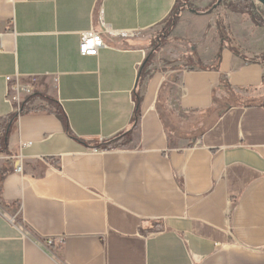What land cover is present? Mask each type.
<instances>
[{"label": "crops", "instance_id": "0c3cea01", "mask_svg": "<svg viewBox=\"0 0 264 264\" xmlns=\"http://www.w3.org/2000/svg\"><path fill=\"white\" fill-rule=\"evenodd\" d=\"M175 1L0 0V264H264V29L186 9L146 64Z\"/></svg>", "mask_w": 264, "mask_h": 264}, {"label": "trees", "instance_id": "16d2710c", "mask_svg": "<svg viewBox=\"0 0 264 264\" xmlns=\"http://www.w3.org/2000/svg\"><path fill=\"white\" fill-rule=\"evenodd\" d=\"M215 5H217L215 8H213ZM220 7H223L225 11H229L232 13H241V14H247L250 16L252 22L259 27L264 28V8H262L261 11H258L256 7L254 6V3L252 0H231L228 2V0H214L213 5L211 8L207 10H196L191 5H189L185 0H176L174 7L166 21V34L165 38L169 35V33L172 31V29L177 24L180 15L183 10H192L195 12V14H207L210 12H216L217 9ZM218 27L220 28L219 34L221 38L226 41L227 40V27L225 26L224 20H217ZM159 48V47H158ZM158 48L154 49V51H157ZM233 52L240 57L244 58L242 55H240L235 49ZM149 62V57L146 61V64ZM34 96H41V95H34ZM42 98H45L46 100H49L47 97L41 96ZM12 118L0 120V154H7V138H8V128L11 123ZM130 132L125 134V137H128ZM114 142L107 143L104 145V149H108L112 146ZM128 144V143H127ZM126 144V145H127Z\"/></svg>", "mask_w": 264, "mask_h": 264}, {"label": "built area", "instance_id": "2783aa9c", "mask_svg": "<svg viewBox=\"0 0 264 264\" xmlns=\"http://www.w3.org/2000/svg\"><path fill=\"white\" fill-rule=\"evenodd\" d=\"M127 34L128 33L126 32L117 33V35L119 36H125ZM105 47L106 45L103 42L102 35L98 32H95L93 29H91L81 35L80 42L78 45V53L82 57H96L99 51ZM6 81L9 82L10 78H6ZM20 93H23L24 95L29 96L33 93V88L32 86H28L22 89H20L19 87H16L14 94L12 95L8 94L6 96V100L8 102L9 101L19 102ZM92 151L97 152L98 149H92ZM15 172L17 174L22 173V166H21L20 161H18V164L15 167ZM11 223H14V221L12 220ZM48 242L51 243V240H49Z\"/></svg>", "mask_w": 264, "mask_h": 264}, {"label": "rangeland", "instance_id": "374dc122", "mask_svg": "<svg viewBox=\"0 0 264 264\" xmlns=\"http://www.w3.org/2000/svg\"><path fill=\"white\" fill-rule=\"evenodd\" d=\"M187 3H188V1L187 0H185ZM229 1H231V0H228V2ZM214 3V2H213ZM253 3H254V6L256 7V9L258 10V11H261L262 10V6H260V4H258L257 2H255V1H253ZM189 5H190V3H188ZM213 5V4H212ZM192 6V5H191ZM193 7V6H192ZM194 8V7H193ZM209 8H211V7H209ZM208 8V9H209ZM194 9H196V10H200V11H203V10H207V9H198V8H194ZM186 10V9H185ZM224 12L226 13V12H228V11H225L224 9H223V7H220L219 9H217V11L216 12H212V13H214L215 15H217V14H219V15H222V14H224ZM241 14V13H240ZM244 15H247V14H244ZM248 16V15H247ZM249 18H250V16H248ZM250 20H251V18H250ZM252 21V20H251ZM253 23V22H252ZM254 24V23H253ZM226 25V24H225ZM254 26H256L255 24H254ZM227 27V26H226ZM256 27H259V26H256ZM166 28H167V26H166V23L164 24V26L162 27V30L156 35V37L153 39V40H151V42H150V44H149V46H148V52H147V55H148V57H149V62L154 58V56H155V54H156V52L162 47V46H164V44H165V42L167 41V39H168V37H169V35H170V33L172 32H170L169 33V35L165 38L164 36H165V30H166ZM260 28H262V27H260ZM264 29V28H263ZM173 30V29H172ZM177 41V40H176ZM177 42H182L185 46H187V45H189V43H187V41H183V40H180V41H177ZM191 45H189L188 47H190ZM159 47V48H158ZM156 48H158V50L157 51H154V49H156ZM189 49V48H188ZM236 49V51L240 54V55H242L243 57H245L244 56V52H242V51H240L238 48H235ZM253 61H257V60H259V61H262V62H264V54H261V55H259V56H254L253 57V59H252ZM0 136H1V134H0ZM3 155V154H2Z\"/></svg>", "mask_w": 264, "mask_h": 264}, {"label": "water", "instance_id": "95a60500", "mask_svg": "<svg viewBox=\"0 0 264 264\" xmlns=\"http://www.w3.org/2000/svg\"><path fill=\"white\" fill-rule=\"evenodd\" d=\"M257 2L258 4H260V6H262V8H264V0H252ZM217 5H215L213 8H215ZM192 13H195L194 11L191 10Z\"/></svg>", "mask_w": 264, "mask_h": 264}]
</instances>
